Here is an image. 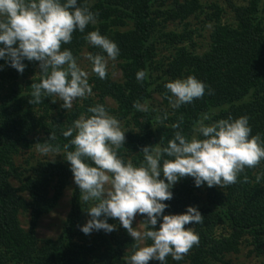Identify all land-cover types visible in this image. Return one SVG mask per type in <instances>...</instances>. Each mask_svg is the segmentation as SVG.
I'll list each match as a JSON object with an SVG mask.
<instances>
[{
  "label": "trees",
  "instance_id": "trees-1",
  "mask_svg": "<svg viewBox=\"0 0 264 264\" xmlns=\"http://www.w3.org/2000/svg\"><path fill=\"white\" fill-rule=\"evenodd\" d=\"M78 5L96 14L95 23L84 32L75 31L71 43L62 49H70L77 62L84 48L93 55L104 54L85 40L88 32L99 30L118 45L122 78L114 81L107 72L100 79L92 72L88 77L91 94L77 98L66 110L53 102L54 96L30 103L32 84L43 78L39 62L23 61L26 66L21 74L0 60V89L7 90L0 97V264H126L136 241L118 219H108L116 225L110 233L94 230L85 235L80 230L90 219L86 207L93 202L80 200L64 159L66 152L74 150L72 137L63 132L81 117H90V107L103 105L118 119L125 141L117 154L137 166L143 162L144 147L163 148L176 131L191 138L194 126L205 115L210 117L206 124L247 116L251 135L259 134L264 141V0H247L244 5L229 2L230 22L222 21V12L214 4L207 5L213 14L206 13L199 0H78ZM199 13L211 24L205 45L195 40L197 30L185 22ZM141 70L145 77L138 81L136 73ZM190 75L206 84L205 95L172 108L166 82ZM107 98L114 107L107 105ZM136 103L146 110L135 108ZM35 144L62 157L36 161L28 170L15 166L20 150ZM71 185L61 232L55 238L38 239L40 219L58 206ZM171 191L165 214L195 206L203 221L185 225L199 235L198 245L180 261L167 257L166 264H229L227 257L238 254L243 245L250 248L249 254L264 252V160L245 167L236 183L227 187H196L189 176L176 182ZM26 216L25 229L20 218Z\"/></svg>",
  "mask_w": 264,
  "mask_h": 264
},
{
  "label": "clouds",
  "instance_id": "clouds-1",
  "mask_svg": "<svg viewBox=\"0 0 264 264\" xmlns=\"http://www.w3.org/2000/svg\"><path fill=\"white\" fill-rule=\"evenodd\" d=\"M95 20L96 14L79 6L78 0H0V60L21 74L26 66L23 61H37L43 74L39 83L32 84L30 103L39 104L42 97L55 96L68 110L74 100L91 94L88 73L78 66L72 51L62 49V45L71 43L75 31L84 32ZM85 40L100 48L107 59L115 60L119 55L118 45L99 30L88 32ZM104 54H87L92 71L100 79L107 75ZM144 77V71L136 73L138 81ZM165 88L172 94L170 106L179 109L202 98L206 84L190 75L166 82ZM133 106L146 110L139 103ZM88 111L90 117H81L63 132L65 137H72L74 150L66 152L64 159L80 190V200L93 202L86 207L90 219L80 230L85 235L94 230L110 233L116 225L108 219H118L136 241L126 264H166L169 256L180 261L198 245L199 235L185 227L203 221L197 207L165 214V201L172 199L171 189L176 182L190 176L196 187L224 188L235 184L245 167L252 168L264 160V141L259 134L251 135L247 116L206 124L210 117L205 115L194 126L191 138L176 131L167 146L144 147L143 162L137 166L117 154L125 141L118 119L103 105ZM172 127L179 128V124ZM137 214L144 219L133 227Z\"/></svg>",
  "mask_w": 264,
  "mask_h": 264
},
{
  "label": "rangeland",
  "instance_id": "rangeland-1",
  "mask_svg": "<svg viewBox=\"0 0 264 264\" xmlns=\"http://www.w3.org/2000/svg\"><path fill=\"white\" fill-rule=\"evenodd\" d=\"M200 4L202 6H205V12L206 13H212L213 12L209 9L207 5L214 4L217 6V8L220 9V12H222V21H232L231 16V10L228 6L229 2L234 5H244L246 4L247 0H199ZM204 13V12H203ZM199 13L197 17L191 15L185 22L190 23V28L193 30H197L194 33V37L196 41H199L202 45H205L208 42V36L211 32V24L207 22V19L205 18V14ZM204 21L207 22V24L204 23ZM173 26H171L172 29ZM88 50L87 48H84L80 52V57L78 59V66L86 71L88 73V77L93 72L92 71V64L87 59ZM107 59V58H106ZM119 61L117 59L111 60L107 59V72H109L111 79L114 81H121V70L118 67ZM36 69V67L34 68ZM23 86V85H22ZM7 94L6 89H0V97ZM55 101L61 105L62 100L57 99L54 96ZM75 101V100H74ZM73 101V103H74ZM158 102H160V98L157 99ZM107 105L110 107H114V102L107 98L106 100ZM45 148L39 147L36 144L32 145L30 149H21L18 155L14 158L15 166H19L21 169H26L34 164L36 161H44V160H55L62 157V153L56 152V151H50L49 149L47 151H44ZM30 161V163H27ZM15 183V182H14ZM72 195V185L69 186L67 189L64 190L62 197L60 198L58 206L48 215H45L42 217L39 221L38 227H37V236L38 239H47V238H55L58 236V234L61 232L63 223L66 219V216L69 212V204H70V198ZM142 216L137 214L136 217L133 220V227H136L139 222H141ZM21 226L23 228H27L29 217H22L20 218ZM250 248L247 245H243L241 247V250L236 255H229L227 257V260L229 264H264V252H262L260 255H255L254 253H250Z\"/></svg>",
  "mask_w": 264,
  "mask_h": 264
}]
</instances>
